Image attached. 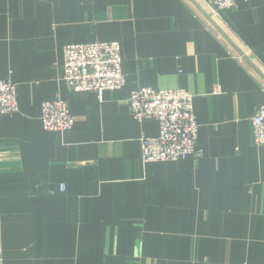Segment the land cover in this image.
Segmentation results:
<instances>
[{"label": "crops", "instance_id": "0c3cea01", "mask_svg": "<svg viewBox=\"0 0 264 264\" xmlns=\"http://www.w3.org/2000/svg\"><path fill=\"white\" fill-rule=\"evenodd\" d=\"M93 41L121 42L122 88L66 83L64 47ZM0 79L19 103L0 119L3 264H264V0H0ZM140 86L194 95L201 159L142 161L159 126L129 110ZM57 97L70 131L42 125Z\"/></svg>", "mask_w": 264, "mask_h": 264}, {"label": "built area", "instance_id": "2783aa9c", "mask_svg": "<svg viewBox=\"0 0 264 264\" xmlns=\"http://www.w3.org/2000/svg\"><path fill=\"white\" fill-rule=\"evenodd\" d=\"M214 13L233 9L237 0H202ZM64 79L75 92L101 94L126 84L122 44L119 41L70 43L64 47ZM218 88L216 89V92ZM128 107L135 119L152 118L159 132L142 139V161H179L204 156L199 144L200 123L194 110V95L185 88L155 89L140 86L131 92ZM19 108L17 85L0 79V119ZM41 121L45 130L66 132L74 128L75 119L67 100L57 97L42 103ZM252 136L256 146H264V101L252 117ZM0 226V264H3Z\"/></svg>", "mask_w": 264, "mask_h": 264}]
</instances>
